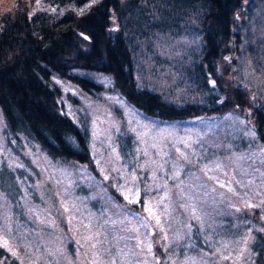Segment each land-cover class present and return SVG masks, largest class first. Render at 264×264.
Here are the masks:
<instances>
[{
    "label": "trees",
    "instance_id": "trees-1",
    "mask_svg": "<svg viewBox=\"0 0 264 264\" xmlns=\"http://www.w3.org/2000/svg\"><path fill=\"white\" fill-rule=\"evenodd\" d=\"M90 72L110 75L148 115L183 120L243 112L264 143V0H0V113L22 149L38 147L60 166L78 161L92 167L90 116L71 111L54 82L57 75L92 91ZM18 144L2 156L21 153ZM3 165L0 199L23 220V196L14 182L6 185L11 169ZM69 189L83 197H76L74 213L83 203V211L107 214L100 198L86 201L91 188L79 174L71 176ZM204 212L212 221L202 233L191 216L182 217L181 252L188 248L185 254L202 264H225L214 259L215 249L246 245L250 254L236 253V260L264 264V215L252 217L246 233L250 224L241 225L229 208L210 203ZM170 236L174 243L176 235ZM64 244L75 256L73 242ZM64 255L50 245L39 264H70ZM187 258L179 255L178 262ZM0 264L37 263L0 248Z\"/></svg>",
    "mask_w": 264,
    "mask_h": 264
},
{
    "label": "rangeland",
    "instance_id": "rangeland-1",
    "mask_svg": "<svg viewBox=\"0 0 264 264\" xmlns=\"http://www.w3.org/2000/svg\"><path fill=\"white\" fill-rule=\"evenodd\" d=\"M96 77L100 78V84L104 86L97 97L90 99L81 95L78 96L84 100V106L91 112L92 116L90 132L92 134L95 167L98 172L95 178L91 177L94 183L93 195L105 198V202H108L111 208L108 214L101 218L103 220L101 225L97 224L98 218L91 212L84 211L80 215L72 213L70 211L73 204L71 200H64L59 194V182H66V179L63 176H55L51 186L53 193L58 197L55 206L59 214L56 215V218L53 216L51 220L52 216L47 218L50 212L46 215L33 211L36 221L41 225L57 224L59 221L69 223L65 230L69 231L76 242L77 250L74 259L76 264H113V261L115 264H179L176 255L180 249L169 250V243L164 242V240L170 229L175 233L177 239L183 238L185 232L180 222L182 217L186 215L200 219L204 205L207 206V203H211L204 199L207 195V187L205 186V190L199 189L198 178L206 180L208 192L216 193L219 197L223 196L230 202H235L237 211L239 213L240 210L243 211L240 214L264 215V183L262 185L256 178L257 169L259 168L261 172H264V166L261 167L260 162L254 161L260 160L264 165V158L262 157V155L264 156V144L259 142L250 129L243 131V133L239 132V127L238 130L236 129V126L241 122L247 124L242 116L227 113L220 117L190 119L182 124L174 122L159 124L157 120L145 118L134 107L126 104L113 87L110 77L106 75H97ZM63 89L75 92L68 85H63ZM77 107L75 106V108ZM208 130L212 134H218L222 144L227 142L223 135L245 134L237 138L241 144L245 141V145L240 148L241 150L235 147L229 149V147L234 146L232 143L225 149L224 147L219 149L220 161L217 157L206 158L205 151L201 149V146L211 143L215 139L211 134H207L209 133ZM119 134H137L139 137L140 143L135 147L132 156L133 167L130 172L127 164H122L118 154L116 137ZM4 143L3 128L0 121V155L9 149L8 144L5 145ZM153 148L156 149L155 152L152 151ZM224 150H229V153L223 154L221 151ZM250 150L258 153L255 152L251 156V154L246 153ZM35 151L41 154L37 149ZM170 151H173L172 153L176 157H172ZM194 151H198L207 160L198 164L195 158L191 162L192 166L190 167L195 169L197 173L192 175L187 169L186 173L177 169L176 167L189 162L191 152ZM238 152H244L240 158ZM160 157L164 160L162 164L157 161ZM45 165L46 174L40 181L41 187H44L46 183L45 178L48 181L53 174L52 168L47 163ZM78 170L85 178L91 175L88 167L79 166ZM158 172L162 173L163 178L169 175L170 179L173 174L175 176L174 181L178 178L180 181L177 185L169 188L174 182L169 183L168 179H158ZM146 173L150 178L149 181L144 178ZM76 174L77 170L69 171V179L71 176L76 178ZM159 180L161 181L157 184ZM182 180L188 184L187 196V187L181 188ZM135 181H137V185H141L145 189L138 188L139 192H134ZM154 183L157 192L150 194L152 187H155ZM109 187L117 191L123 190L122 197L129 203H131L130 201L137 202L141 194L144 197L147 196V201L144 204L146 208L138 212L131 208L128 209L123 204H118L117 200L111 197ZM165 188L171 192V204L168 209V199L163 196L164 192L158 191ZM145 190L147 192H144ZM180 193L182 194L181 199ZM185 197L190 201L187 210L184 209L186 207V203L183 201ZM46 207L49 210L53 207L51 199L47 202ZM160 207H163L164 212L166 211L164 215L166 225L163 224V212L159 210ZM249 216L242 218L247 221ZM5 225L6 230L0 234V242L7 245L19 257L28 252V257L35 256L36 263L39 264L38 255L32 251L30 245L27 247L30 249L27 252L24 251L25 238L17 240V237L11 233L9 216H7ZM201 227L204 229V224ZM31 239L33 240V237ZM156 245L160 246V251ZM58 248L63 252L61 244L57 246ZM186 251L187 249L184 248L183 252ZM161 256L163 257L161 258ZM68 258L71 257L64 255L63 262L67 259L72 264ZM190 264L202 263L192 258Z\"/></svg>",
    "mask_w": 264,
    "mask_h": 264
},
{
    "label": "snow or ice",
    "instance_id": "snow-or-ice-1",
    "mask_svg": "<svg viewBox=\"0 0 264 264\" xmlns=\"http://www.w3.org/2000/svg\"><path fill=\"white\" fill-rule=\"evenodd\" d=\"M84 39L85 40H87L88 39V37L87 36H84ZM130 202H133V201H130ZM149 211H150V209H149ZM6 243V242H5ZM113 264H115V262L113 261Z\"/></svg>",
    "mask_w": 264,
    "mask_h": 264
}]
</instances>
